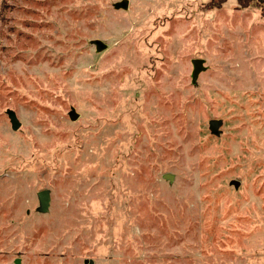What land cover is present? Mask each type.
<instances>
[{
  "label": "rangeland",
  "instance_id": "1",
  "mask_svg": "<svg viewBox=\"0 0 264 264\" xmlns=\"http://www.w3.org/2000/svg\"><path fill=\"white\" fill-rule=\"evenodd\" d=\"M122 1L0 0V264H264L258 0Z\"/></svg>",
  "mask_w": 264,
  "mask_h": 264
},
{
  "label": "water",
  "instance_id": "2",
  "mask_svg": "<svg viewBox=\"0 0 264 264\" xmlns=\"http://www.w3.org/2000/svg\"><path fill=\"white\" fill-rule=\"evenodd\" d=\"M117 7L126 9L128 7V1L127 0H123L122 2L118 3L116 5ZM95 46H96V51L101 52L103 50H105L107 48V45L104 44L102 41L100 40H96L94 42ZM192 65H193V71H192V83L195 84L199 74L202 71H205L206 68L204 67V60L202 59H194L192 60ZM8 116L12 125L13 130H17L20 127V123L17 119L16 113L13 111L8 112ZM70 118L75 121L77 118V114L75 113V111H71L70 112ZM210 128L212 130V132L214 134H218L219 133V127L221 125V121L220 120H211L210 123ZM163 178L172 182L174 180V176L172 174H165L163 175ZM233 184L237 187L238 183H236L235 181L233 182ZM38 196V200H39V208L38 211L40 213H47L49 211V207H50V191L49 190H43L38 192L37 194ZM16 264H18V261L16 262ZM92 264V263H90Z\"/></svg>",
  "mask_w": 264,
  "mask_h": 264
},
{
  "label": "trees",
  "instance_id": "3",
  "mask_svg": "<svg viewBox=\"0 0 264 264\" xmlns=\"http://www.w3.org/2000/svg\"><path fill=\"white\" fill-rule=\"evenodd\" d=\"M240 2H251L250 0H239ZM259 5L261 7L262 10V14L264 15V0H258ZM221 4L220 0H218V2H216V0H212L211 3L208 4V6H219Z\"/></svg>",
  "mask_w": 264,
  "mask_h": 264
},
{
  "label": "crops",
  "instance_id": "4",
  "mask_svg": "<svg viewBox=\"0 0 264 264\" xmlns=\"http://www.w3.org/2000/svg\"><path fill=\"white\" fill-rule=\"evenodd\" d=\"M208 1H211V0H208Z\"/></svg>",
  "mask_w": 264,
  "mask_h": 264
}]
</instances>
